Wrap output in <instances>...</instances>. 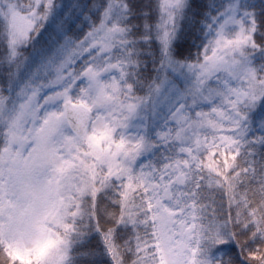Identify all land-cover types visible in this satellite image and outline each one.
I'll return each instance as SVG.
<instances>
[{
  "label": "snow or ice",
  "instance_id": "6c2138e0",
  "mask_svg": "<svg viewBox=\"0 0 264 264\" xmlns=\"http://www.w3.org/2000/svg\"><path fill=\"white\" fill-rule=\"evenodd\" d=\"M0 44V264H264V0H0Z\"/></svg>",
  "mask_w": 264,
  "mask_h": 264
},
{
  "label": "trees",
  "instance_id": "16d2710c",
  "mask_svg": "<svg viewBox=\"0 0 264 264\" xmlns=\"http://www.w3.org/2000/svg\"><path fill=\"white\" fill-rule=\"evenodd\" d=\"M218 2H224V3H226L227 0H218ZM255 2L259 3L260 0H255ZM91 19H95V17H91ZM97 22H98V21H97ZM153 22H155V20H154ZM83 31H84V32H87V31H88V28L85 27V28L83 29ZM198 35H199V34H193V33H191L190 31L187 32V33L185 34V36L182 37V39L178 42V46H179L180 50H181V51H184V50L187 49V48L189 47V45L192 44V43L199 44L201 41L198 39ZM2 49H3V45L0 44V55H2ZM28 51H29V50H26V51H25V54H26V55H27V52H28ZM0 81H2V77H0ZM210 83H212V82H210ZM212 84H213V86H215V83H212ZM140 95H143V93H140ZM206 110H207V109H206ZM213 195L215 196V199H216L218 202L221 200V194H220L219 192H216V193H214ZM223 200H224V203H225V205H226V204H227V194H226V193L224 194ZM93 243H95V240H93Z\"/></svg>",
  "mask_w": 264,
  "mask_h": 264
},
{
  "label": "rangeland",
  "instance_id": "374dc122",
  "mask_svg": "<svg viewBox=\"0 0 264 264\" xmlns=\"http://www.w3.org/2000/svg\"><path fill=\"white\" fill-rule=\"evenodd\" d=\"M211 53H209V55H210ZM212 83H215L214 81H212Z\"/></svg>",
  "mask_w": 264,
  "mask_h": 264
}]
</instances>
